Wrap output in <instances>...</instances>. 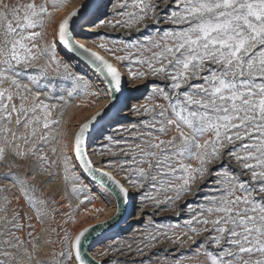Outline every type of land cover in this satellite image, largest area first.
<instances>
[{
	"label": "snow or ice",
	"instance_id": "1",
	"mask_svg": "<svg viewBox=\"0 0 264 264\" xmlns=\"http://www.w3.org/2000/svg\"><path fill=\"white\" fill-rule=\"evenodd\" d=\"M66 3L0 0V164L7 169L0 180L11 185L0 183V264H122L105 259L116 254L140 257L132 264H264V0H108L110 11L101 3L91 20H84L89 5L80 0L56 22ZM101 28L123 29L129 38L93 41L97 50L76 38L86 29L99 36ZM60 47L103 78L109 97L78 124L71 151L69 121L59 130L65 109L76 97L98 101L102 93L71 70ZM121 68L133 88L149 78L164 83L153 84L143 103L117 109V118L127 108L135 123L109 124L105 134L95 125L118 103ZM97 131L92 154L106 158L104 167L88 153ZM17 160L30 161L33 173L39 165L46 182L62 166L65 196L79 203L61 213L59 230L43 227L60 212L55 197L38 195L27 175L13 171L24 166ZM81 172L110 196L114 211L73 232L81 206L98 198ZM206 183L199 202L186 199ZM185 209L182 223L154 219L181 217ZM124 212H138L142 227L89 257L99 230Z\"/></svg>",
	"mask_w": 264,
	"mask_h": 264
},
{
	"label": "rangeland",
	"instance_id": "2",
	"mask_svg": "<svg viewBox=\"0 0 264 264\" xmlns=\"http://www.w3.org/2000/svg\"><path fill=\"white\" fill-rule=\"evenodd\" d=\"M5 2H9L12 4L17 3V0H5ZM80 0H67V3L65 4V7L55 16V21L58 22L60 18L68 11L71 10L73 7H75L77 4H79ZM103 4H108V0H102ZM111 5L108 4V7L105 9V12L110 11ZM104 16H101L100 19H104ZM110 18V17H108ZM94 19V17L91 15L85 20H91ZM151 22L149 21V24ZM53 27H55V22L53 24ZM153 28L147 29L144 34H149V32L153 31ZM99 36L97 35V31H90V32H84L83 35L78 34L77 37L79 40H86L92 43L93 41H96L97 43L100 42L101 39H128L127 33L120 29L118 31H113L111 28H101L98 30ZM139 35L135 32H133V36ZM93 44V43H92ZM59 55L60 57L67 63L70 64L71 70L75 73H78L82 76H84L86 79H88L93 89H99L102 93L101 98L97 101L95 97H85L83 95L76 97L70 105L65 109L64 115L61 118V124L59 130H63L65 127V121H69V149L71 151L72 148V133L76 130L79 123L85 121L86 119L90 118V116L96 111L97 107L102 104V106L108 102V95H107V89L105 84L103 83L102 79L96 75L94 72H92L89 68H87L84 65H80L78 62L77 64L74 62L72 57H69L67 54L61 51V48H59ZM115 62V61H114ZM121 70L124 72L126 76V94H125V101L128 104L129 107H131L132 104L140 102H144L145 96L148 94L151 86L153 84H163L164 82L154 80L149 78L147 81L141 82L138 86V88H133L131 84L129 83V77L127 74V69L121 68ZM129 89V90H128ZM55 102V101H53ZM85 103H91L92 107H84ZM123 103V105H124ZM77 104H80V107H76ZM101 106V107H102ZM123 108V106H122ZM58 112H54L53 116H58ZM139 118L133 116L131 113L128 112L127 108H124L122 112H120L119 118L115 116L110 119L104 126L105 134H107L108 131H111V128L106 127L107 125H111L112 128H115L118 124H124L127 125L130 122L135 123ZM101 129V128H100ZM99 129V130H100ZM98 131L90 138L88 142V153L90 150L99 148V143L97 141ZM90 154V158L92 159L93 163L97 167H104L106 164V158L96 156L93 154ZM49 156L51 157V153H49ZM54 158V157H53ZM17 164H23L24 166L19 169H13V171H16L21 174H25L28 176L29 182L32 184L37 185V187L40 189L38 195H43L47 197H55L59 207L60 212L56 214L54 221H50L47 218L45 219V223L43 225L44 228H48L50 225L52 227H56L57 230L62 225V222L64 219H66L65 216H63L61 213H68L70 212L69 203L75 207L79 201L76 199H73L71 195L65 196L64 189L67 187L64 184L63 181V173H62V166L58 162L56 167V174L55 176L49 181L46 174H40L38 169L39 165H37V172L33 173L30 168L27 167V165L30 163V161H16ZM73 163H75L73 159ZM224 166L230 167L235 169V164H228V161L225 160ZM216 168L221 167V165H216ZM78 168V166H77ZM79 170V168H78ZM7 171L6 167L3 164H0V173H3ZM82 176V182L86 185H88L92 192L98 197L93 203H85L81 206L80 210L77 212L75 216L76 224H70L69 227L73 230V232L78 231L79 227H85L87 224H96L99 220H106L108 216H110L114 211V201L111 200L110 196L101 188L94 185L88 178L84 176V174L80 173ZM34 177V178H33ZM247 179L248 177H244ZM0 183H4L6 186H11L8 181L0 180ZM202 190L199 193V195L195 198L193 197H187L186 199L195 204L200 201L202 196L207 192V189L211 187L210 183L202 184ZM135 192H133V196H135ZM137 202H133V206L138 205L139 199L136 198ZM93 209H103L98 215H95L93 213ZM151 214V213H149ZM138 212H134L132 215H130V218L125 222L124 225H122L116 232L111 233L110 235L102 238L99 240L97 244L93 246L91 249V255H94L98 250L102 249L105 245H107L111 240H120V239H129L134 236L137 229H140L142 227V221H138L136 219V216H138ZM95 216V218H93ZM186 218V209H185V215L181 217H176L174 213L168 212V213H160L159 215H156L154 219L160 223H182V220ZM147 219V216L145 217ZM81 221H84L81 223ZM33 223L36 225V230L39 232L41 225L36 224L35 219L33 220ZM46 235V234H45ZM44 237H42L43 239ZM58 247V245H57ZM164 245H159L158 248H164ZM187 248V246H185ZM51 251V246L49 247H42L40 251L37 253V257L40 259H45L47 254ZM155 251V250H153ZM107 260H113L118 259L122 262L127 261L128 264H132L133 260H139L140 257L137 256H126V255H110L106 257ZM203 259V257H201Z\"/></svg>",
	"mask_w": 264,
	"mask_h": 264
},
{
	"label": "water",
	"instance_id": "3",
	"mask_svg": "<svg viewBox=\"0 0 264 264\" xmlns=\"http://www.w3.org/2000/svg\"><path fill=\"white\" fill-rule=\"evenodd\" d=\"M88 2V5H89V9H85L84 10V20L87 19L89 16H91V12L95 10V8L101 4L102 0H87ZM91 10V11H90ZM78 39V37H76ZM61 48V51L72 56L75 60L78 61V63L80 65H84V66H87L90 70H92L93 72H95L92 67L84 60H82L81 58H78L76 57L74 54L72 53H69L67 50L63 49L62 47ZM98 74V73H97ZM99 75V74H98ZM103 81V78L100 77ZM106 86V85H105ZM125 94H126V83L124 82L123 80V90H122V93L120 94H117L118 96V103L115 105V107L111 108L103 117H101L99 119V122L95 125V128L97 130H99L102 126H104L110 119H112L115 114H116V111L117 109L119 108H122L123 106V103L125 101ZM96 132L93 133V135L95 134ZM92 135V136H93ZM91 136V137H92ZM90 137V138H91ZM89 138V140H90ZM88 140V142H89ZM75 161V160H74ZM76 163V162H75ZM78 166V165H77ZM79 168V166H78ZM83 173V172H82ZM84 176L86 178H88L90 180V182H92L94 185L96 186H99L96 182H94L91 178V176H89L87 173H83ZM100 187V186H99ZM102 188V187H101ZM131 210V209H130ZM130 218V215H128L127 212H124L121 214V216L118 218V222L117 221H113L111 223V225L109 227H107L106 229H100L99 232L97 233L98 236H100V239L110 235L111 233H114L116 232L122 225L125 224V222ZM97 224V223H96ZM91 250L89 251V257H91Z\"/></svg>",
	"mask_w": 264,
	"mask_h": 264
},
{
	"label": "bare ground",
	"instance_id": "4",
	"mask_svg": "<svg viewBox=\"0 0 264 264\" xmlns=\"http://www.w3.org/2000/svg\"><path fill=\"white\" fill-rule=\"evenodd\" d=\"M85 32H90V31H88L87 29L85 30ZM81 42H85L86 43V46H88V47H92L94 50H97V49H95V46H94V44H92V43H90L89 41H86V40H81ZM66 54V53H65ZM101 55H104V53L103 52H101L100 53ZM68 55V54H67ZM69 57H72V56H70V55H68ZM73 58V57H72ZM107 58V57H106ZM74 59V58H73ZM75 60V59H74ZM76 64H77V60L76 61H74ZM113 63H115L114 61H113ZM87 67V66H86ZM88 68V67H87ZM92 71V70H91ZM122 71V70H121ZM93 72V71H92ZM96 75H98L96 72H94ZM122 73H123V80H124V82L126 81V76H125V74H124V72L122 71ZM99 76V75H98ZM100 77V76H99ZM129 90V89H128ZM102 106V104H100L98 107H97V109H96V111L100 108ZM92 153V150H90V152H89V156H90V154ZM119 178V177H118ZM99 187V186H98ZM99 188H101V187H99ZM102 189V188H101ZM134 203H136L137 202V200L135 199L134 201H133Z\"/></svg>",
	"mask_w": 264,
	"mask_h": 264
}]
</instances>
